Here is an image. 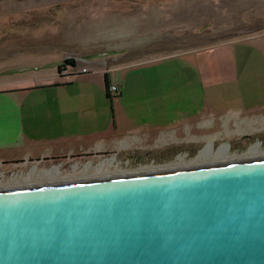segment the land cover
Listing matches in <instances>:
<instances>
[{
  "label": "rangeland",
  "instance_id": "1",
  "mask_svg": "<svg viewBox=\"0 0 264 264\" xmlns=\"http://www.w3.org/2000/svg\"><path fill=\"white\" fill-rule=\"evenodd\" d=\"M217 43L231 50L235 77L217 86L215 99L206 100L208 109L199 108L205 114L197 116V123L174 125L175 141L152 133L132 140L126 156L114 153V159L128 162L121 164L123 171L171 167L179 158L184 163L210 160L222 151L239 156L253 144L264 150L258 131L251 128L242 136L234 130V123L242 121L236 117L264 120V0H0L1 64L42 65L44 57L72 55L75 64L66 66L62 79L71 82L73 93L89 84L95 93L101 89V69L87 63L89 71L78 74L82 55L105 59L107 51L118 53L121 64H131L133 70H116L110 78L122 77L125 85H132L131 75L159 78L172 73V78L176 68L193 65L197 46ZM179 50L188 51L180 56ZM11 77L0 73V81ZM188 81L194 82L193 71ZM203 117L212 123L203 124ZM108 156L106 161L112 159Z\"/></svg>",
  "mask_w": 264,
  "mask_h": 264
},
{
  "label": "water",
  "instance_id": "2",
  "mask_svg": "<svg viewBox=\"0 0 264 264\" xmlns=\"http://www.w3.org/2000/svg\"><path fill=\"white\" fill-rule=\"evenodd\" d=\"M0 264H264V157L0 188Z\"/></svg>",
  "mask_w": 264,
  "mask_h": 264
},
{
  "label": "crops",
  "instance_id": "3",
  "mask_svg": "<svg viewBox=\"0 0 264 264\" xmlns=\"http://www.w3.org/2000/svg\"><path fill=\"white\" fill-rule=\"evenodd\" d=\"M187 51L179 50L176 53L185 56ZM196 51L193 65L187 63L176 68V76L171 78L174 75L172 73L159 78H137L131 75L132 85H125L122 77L116 80L110 78V74L116 70H133L131 64H121L118 53L107 51L105 59L91 57V54L90 57L82 55L79 62L84 64L80 67L86 68L88 63L92 68L101 69L99 93L91 91L90 84L78 93L70 91L68 86L71 82L62 79L65 74H58L56 65L64 57L72 55L62 58L50 55L44 57L42 65L36 61L12 64L11 60L9 65L0 62V73L12 76L0 81V162L37 157L67 158L70 175L54 176L52 182L95 175L92 167L95 164L101 166L97 173L103 170L109 173L125 170L120 168L121 164L128 162L114 159V153L126 156L123 152L131 150L127 148L131 146L132 140H142L152 133L164 135L162 137L166 141L168 138L170 142L175 141L176 137L172 136L174 125L197 123V116H203L208 109L206 100L215 99L217 86L235 77L231 50L226 44H201L193 52ZM39 67L42 69L26 71ZM87 71L88 68L78 71V74ZM191 71L194 76L192 84L188 81ZM105 72L108 83L117 86L116 95L110 99L106 97L103 85ZM199 108L204 112L200 113ZM234 116L238 115L234 113ZM205 117L202 119L203 124H211L212 121L208 123ZM236 118L242 120L234 123V130L239 135L243 136L253 128L264 136V120L246 122L244 118ZM203 124L202 127L205 126ZM242 127L246 131L241 130ZM111 154L112 159L106 161L105 156ZM34 165L39 170L43 167ZM24 167L25 163H21L18 169ZM6 169L16 170L15 165L7 166ZM28 183L39 182L12 180L0 186Z\"/></svg>",
  "mask_w": 264,
  "mask_h": 264
},
{
  "label": "flooded vegetation",
  "instance_id": "4",
  "mask_svg": "<svg viewBox=\"0 0 264 264\" xmlns=\"http://www.w3.org/2000/svg\"><path fill=\"white\" fill-rule=\"evenodd\" d=\"M65 158H56V157H37V158H31L26 160H15L14 162H0V185L4 183H8L10 181L19 182V180L23 181H35V182H52L51 178L57 175L62 176H69V164L67 161H63ZM62 164L63 166L60 168L59 164ZM21 163H25V167L23 169H18V166ZM34 164L42 165L43 167L39 170L37 169ZM14 166L15 165V171H10L9 169H6L7 166ZM65 165V166H64ZM34 166V167H33ZM99 170H101V166L99 164L94 165L93 173L95 175H92L90 177H97L104 175L105 172L97 173ZM113 171V169L111 170ZM11 172V173H10ZM111 174V173H109ZM115 175V173H114ZM71 179H80V178H71ZM81 179H87V178H81ZM58 180V179H54ZM61 180V179H60ZM3 187V186H1Z\"/></svg>",
  "mask_w": 264,
  "mask_h": 264
},
{
  "label": "bare ground",
  "instance_id": "5",
  "mask_svg": "<svg viewBox=\"0 0 264 264\" xmlns=\"http://www.w3.org/2000/svg\"><path fill=\"white\" fill-rule=\"evenodd\" d=\"M222 150H225L224 147H220ZM259 144H253L250 148H249V151L246 153V154H243V155H226L223 153V151L219 154V153H216L215 158L213 159H210L208 160L207 159H203V160H197L195 162H189V163H184L182 162L183 160H181V158H179V162L175 165V166H167V167H164V168H148V169H140L138 171H117V172H114L115 175H132V174H141V173H150V172H155V171H159V170H172V169H175V168H182V167H195V166H198V165H205V164H214V163H217V162H227V161H235V160H246V159H252V158H259V157H264V150H261L259 149ZM178 161V160H177ZM113 173V174H114ZM62 181V180H61ZM60 181V182H61ZM55 182H59V181H55ZM43 183H52V182H39V183H32V184H43ZM30 184V183H28ZM23 185H27V184H21V185H6V186H3L0 188H8V187H18V186H23Z\"/></svg>",
  "mask_w": 264,
  "mask_h": 264
},
{
  "label": "trees",
  "instance_id": "6",
  "mask_svg": "<svg viewBox=\"0 0 264 264\" xmlns=\"http://www.w3.org/2000/svg\"><path fill=\"white\" fill-rule=\"evenodd\" d=\"M74 59L72 57H64L63 59H61V61L56 65V70L58 72V74L63 71L64 74L66 73L65 68L66 66L69 67H73L74 66ZM80 71V70H78ZM81 72V71H80ZM110 83H108L107 80V76H106V72L103 74V85H104V89H105V95L106 97H108V99H110V97L116 95L117 93V86H116V90L113 92H109L108 90V85Z\"/></svg>",
  "mask_w": 264,
  "mask_h": 264
},
{
  "label": "built area",
  "instance_id": "7",
  "mask_svg": "<svg viewBox=\"0 0 264 264\" xmlns=\"http://www.w3.org/2000/svg\"><path fill=\"white\" fill-rule=\"evenodd\" d=\"M80 71H85L86 70V68L85 67H80V69H79ZM61 74H63L64 72L63 71H61L60 72ZM108 90H109V92H113V91H115L116 90V85L115 84H112V83H110L109 85H108Z\"/></svg>",
  "mask_w": 264,
  "mask_h": 264
}]
</instances>
